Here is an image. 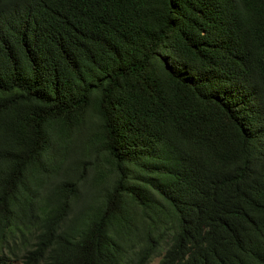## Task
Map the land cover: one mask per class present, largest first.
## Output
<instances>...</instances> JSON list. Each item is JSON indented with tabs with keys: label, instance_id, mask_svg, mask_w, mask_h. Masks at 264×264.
<instances>
[{
	"label": "trees",
	"instance_id": "16d2710c",
	"mask_svg": "<svg viewBox=\"0 0 264 264\" xmlns=\"http://www.w3.org/2000/svg\"><path fill=\"white\" fill-rule=\"evenodd\" d=\"M158 252L264 264V0H0V264Z\"/></svg>",
	"mask_w": 264,
	"mask_h": 264
},
{
	"label": "rangeland",
	"instance_id": "374dc122",
	"mask_svg": "<svg viewBox=\"0 0 264 264\" xmlns=\"http://www.w3.org/2000/svg\"><path fill=\"white\" fill-rule=\"evenodd\" d=\"M88 165V163H86V166ZM88 174H89V170L87 169H84L83 171H82V176L85 178V180L83 181L84 182V185H85V182H86V179H88ZM81 176V177H82ZM86 198V195H84V196H82V200H81V202H83V200ZM80 202V203H81ZM159 258H160V256L159 255H156V256H154L151 260H150V262H149V264H157V262L159 261Z\"/></svg>",
	"mask_w": 264,
	"mask_h": 264
},
{
	"label": "clouds",
	"instance_id": "9594fccd",
	"mask_svg": "<svg viewBox=\"0 0 264 264\" xmlns=\"http://www.w3.org/2000/svg\"><path fill=\"white\" fill-rule=\"evenodd\" d=\"M162 254H163V252H158V253H156L154 256L159 255L160 258H161V255H162ZM154 256H153V257H154ZM153 257H152V258H153ZM152 258L149 259V261L147 262V264H149V262H150V260H151ZM160 258H159V260H160ZM157 263H158V262H157Z\"/></svg>",
	"mask_w": 264,
	"mask_h": 264
}]
</instances>
